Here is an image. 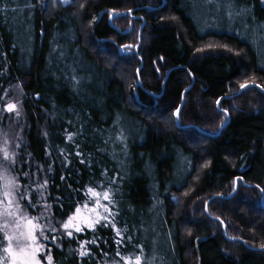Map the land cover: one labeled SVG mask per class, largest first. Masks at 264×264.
<instances>
[{
	"label": "trees",
	"instance_id": "1",
	"mask_svg": "<svg viewBox=\"0 0 264 264\" xmlns=\"http://www.w3.org/2000/svg\"><path fill=\"white\" fill-rule=\"evenodd\" d=\"M233 4L259 38L200 33L188 0H11L0 13V146L48 180L57 221L88 188L113 200L115 227L47 242L53 264H264V4Z\"/></svg>",
	"mask_w": 264,
	"mask_h": 264
},
{
	"label": "snow or ice",
	"instance_id": "2",
	"mask_svg": "<svg viewBox=\"0 0 264 264\" xmlns=\"http://www.w3.org/2000/svg\"><path fill=\"white\" fill-rule=\"evenodd\" d=\"M62 2L67 3L68 0H62ZM260 2L264 4V0H260ZM10 3L11 0H0V5H2L0 6V13L7 12ZM25 6L29 9L34 7L30 3H26ZM229 6L231 7L232 4L230 3ZM11 10L15 12L20 9ZM247 12V8H241L237 15ZM229 15L231 16V13ZM73 79L75 80V77ZM247 86V84H241L240 88L244 89ZM15 108L16 105L12 103L7 106L9 112ZM16 115L19 116L20 113L17 111ZM176 116L179 118V110H177ZM69 139H71V136H69ZM0 153H2V157H0V236H2V239H0V264H42L41 253H44L43 259L46 260L47 264H53V258L50 254L51 249L45 250L47 242L51 241L53 245L59 248V240L64 237L65 233L67 237H73V230L80 233L85 229H95L97 225L115 227L107 216L101 217L99 213H96L95 217L82 215L80 205L75 207V211L66 220L57 221L51 213L52 205L42 203L46 200L45 193L48 180L44 179L42 183L39 179L33 180V175L38 176L39 173L25 172L22 158H18L15 152L10 153L7 147L0 148ZM37 168L41 169V166L37 165ZM48 170L51 171L50 168ZM61 179H64V177H61ZM21 181H27V183H21ZM256 187L264 193V188H260L259 185H256ZM87 192L90 193L89 199L98 197L96 200L98 206L100 205L99 197L113 203L108 190L98 193L93 188H88ZM102 207L105 212L109 211L106 205ZM26 208L35 209L39 214L31 216ZM41 208L43 211H40ZM83 211L91 213L95 211V208L89 209L87 203H85ZM111 215L115 216L116 213H111ZM101 220H104L105 223L101 224ZM124 231L127 232V228ZM116 235H120L119 229L116 230ZM128 240L130 242L131 237H128ZM88 243L96 244V239L93 238L91 241H84L80 244L79 255L81 257L92 255L90 251L85 249V244ZM116 243L121 244L122 240H117ZM260 247L264 249V244ZM104 255H107V253H104ZM116 255H120L119 250H117ZM121 259L125 260V264H142L141 255H136L134 259L131 256L122 257Z\"/></svg>",
	"mask_w": 264,
	"mask_h": 264
},
{
	"label": "rangeland",
	"instance_id": "3",
	"mask_svg": "<svg viewBox=\"0 0 264 264\" xmlns=\"http://www.w3.org/2000/svg\"><path fill=\"white\" fill-rule=\"evenodd\" d=\"M188 1L191 4V6H193V7H195V8L198 7L199 9L202 8V11H203L202 15H200L199 12L197 11V14L195 16V19L198 23L197 24L198 25V31L200 33L206 32L209 28L208 26L215 28L216 30H219V31L224 30V31L230 32V33H233V32L237 33V31L242 32L243 30H245L248 27L249 28V35L251 37L255 36L256 38H259L257 36L258 33H255L253 28L250 27L251 21H247V19L242 17V16H241V18L237 17V14H236L237 12H235V10H234L235 5L232 3V0H228V1H226V0H188ZM230 3L232 4L231 7L229 6ZM229 13H231V16L229 15ZM250 29H251V31H250ZM256 43H258V39H257ZM9 103L15 104V102H12V101L5 104V106H4L5 111H8L7 106ZM8 129H9V132L6 134L7 135L6 139H11V137H12L14 140V136H17V134L15 133V131H13V129L11 127H9ZM13 140H12V142H13ZM3 147H6V146H4V145L0 146V148H3ZM7 150L10 153H12L11 149L9 147H7ZM0 157H2V153H0ZM94 190L98 193H103L105 191L104 189H94ZM89 196H90V193H88V199L86 201L82 202L81 204H79L82 207V215H89L90 217H95L96 213H99L101 217L107 216L109 219V212H110L109 203H108L109 201L104 200L102 197H99L100 205L98 206V205H96V200L98 199V197H92L91 199H89ZM85 203H87L89 209L95 208V211L91 212V213L83 211V205ZM104 205H106L107 208L109 209L108 212L104 211V208L102 207ZM40 211H41V209H40ZM74 211H75V209H74ZM102 221H104V220H101V222ZM75 233L76 232L73 230V234H75ZM124 257H129V256H124ZM134 257H133V259H134ZM42 264H44L43 261H42ZM109 264H125V260L120 259V260H116L114 262H111Z\"/></svg>",
	"mask_w": 264,
	"mask_h": 264
},
{
	"label": "water",
	"instance_id": "4",
	"mask_svg": "<svg viewBox=\"0 0 264 264\" xmlns=\"http://www.w3.org/2000/svg\"><path fill=\"white\" fill-rule=\"evenodd\" d=\"M130 12H120V13H115V14H112L111 16H109V18H108V21H110V19L112 18V17H114V16H118V15H123V14H129ZM142 27V25L140 26V28ZM139 34H140V29H139ZM139 34H138V36H139ZM139 68H140V66H139ZM138 68V69H139ZM137 72H138V70H137ZM248 86H253L254 84H247ZM247 86V87H248ZM241 89H239V91H240ZM238 91V92H239ZM180 107V106H179ZM177 112V111H176ZM175 112V113H176ZM175 118H176V121H177V116H176V114H175ZM228 120V119H227ZM227 123V122H226ZM225 125V123L221 126V127H223ZM223 232H224V230H223ZM224 234H225V232H224ZM231 239V238H230ZM255 249H257V250H259V251H264L263 249H260V248H255Z\"/></svg>",
	"mask_w": 264,
	"mask_h": 264
}]
</instances>
